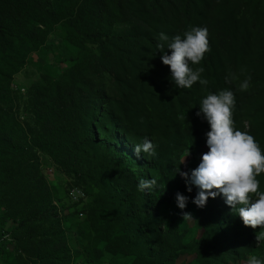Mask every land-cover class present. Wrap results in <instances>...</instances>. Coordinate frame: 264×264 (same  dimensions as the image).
Wrapping results in <instances>:
<instances>
[{
    "label": "trees",
    "instance_id": "1",
    "mask_svg": "<svg viewBox=\"0 0 264 264\" xmlns=\"http://www.w3.org/2000/svg\"><path fill=\"white\" fill-rule=\"evenodd\" d=\"M123 2L0 0V81L10 79L19 72L28 55L45 45L55 26L61 25L65 29L66 42L76 49L77 57L73 65L58 78L39 83L30 89L28 104L34 117V129L31 131L29 128V131L34 148L43 152L68 176L76 178L78 184H91L92 191H95L91 205L95 217L90 225L91 247L97 248L104 244L102 254L130 259L128 264H175L185 252L196 255L193 264H220L227 254L244 257V252H254V229L245 226L231 206L225 205L219 198L220 195L209 197L206 208L196 211L195 223L203 229V233L198 240L190 243H184L176 225L165 223L164 216L158 212L159 204L171 201L177 192L188 193L184 179L176 171L181 166L164 165L162 161H166L175 151L181 152L192 141L199 148L200 142L193 140L196 130L179 132L177 129L165 128L151 139L155 154L148 156L141 153L137 156L146 163L149 170H159V177L155 178L157 185L150 193L137 190L138 180L149 177L142 173L138 177L133 176L115 151L113 141L116 140V132L108 133V129L100 123L108 121L117 125L118 133L127 136V145L129 141L132 145L141 143L149 136L134 134L123 124L129 113L127 102L120 100L118 103L123 116H117L112 109L102 112L108 100L95 86L93 76H89L86 66L89 58L104 60L107 49L126 42L127 36L112 32L116 25L127 18ZM193 2L185 0V17L191 27L199 26L192 16ZM89 44L98 45L99 54ZM201 63L203 76L208 81H214L215 89H227L235 94L234 84L222 79L219 74L209 39L208 50ZM154 73L147 66L138 71V76L142 81H150L149 76ZM198 87L197 81L187 88L191 91L188 94L184 88L177 89L174 101H170L167 107L173 115L177 111H186V114L192 115L193 120H198L201 128L209 130L206 120L197 119L196 108L200 100L195 96L194 89ZM122 99L125 100L124 96ZM238 109L239 105L235 102L232 113H237ZM235 118L232 115V119ZM263 131L264 127L255 123L252 135L259 146ZM17 132L26 135L19 123H10L0 117V149L7 156L14 154L20 162L17 168L13 165L12 168H0V174L3 175L1 184L15 181L23 166L22 159L26 169L33 171L30 180L42 181L43 177L35 169L36 166L31 165L28 159L25 160L29 149L25 144L27 139L19 141ZM130 155L132 161L138 160ZM256 178L260 182L259 188L264 189V172ZM160 184H165L166 188L162 198L155 195ZM8 222L16 224L19 229L33 222L54 229L55 232H48L38 238L41 250L33 257L40 264H65L63 257L68 254L65 233L60 229L56 208L50 198L41 200L36 212L27 218L3 216V229ZM231 242L235 244V250L231 249ZM90 245L86 250V264H96L98 258L90 255ZM258 250L264 252L260 246Z\"/></svg>",
    "mask_w": 264,
    "mask_h": 264
},
{
    "label": "rangeland",
    "instance_id": "2",
    "mask_svg": "<svg viewBox=\"0 0 264 264\" xmlns=\"http://www.w3.org/2000/svg\"><path fill=\"white\" fill-rule=\"evenodd\" d=\"M123 6L127 18L123 23L116 25L112 32L115 35L127 36L126 42L119 43L116 48L112 46L107 49L104 60L89 58L86 61L89 76H93L95 86L108 100L103 105L102 112L112 109L117 116H123L118 103L120 100L127 102L129 113L123 124L134 134L149 135L150 140L165 128L177 129L179 132L196 130L193 140L200 142L199 148L192 141L181 152L175 151L166 161H162L164 165L179 164L180 170L187 172L195 168L201 154L208 151L204 135L208 130L201 128L198 120H193L192 115L186 114V111H177L174 115L170 113L167 106L170 101H174L177 88L170 80L169 67L162 63L160 56L170 53L171 50L165 48L166 41H158V34L161 32L171 40V37L177 34L183 38V32L191 27L185 17V0H124ZM191 8L195 22L207 28V37L212 43L214 61L220 76L234 84L233 95L239 109L237 113H232L237 121L233 120V126L252 135L255 123L264 127V0H194ZM66 36L61 25L55 26L45 45L28 55L19 72L10 79L3 78L4 80L0 81V117L10 123H19L26 133H16L19 135V141L27 139L25 144L29 146L25 160L28 159L31 165L36 166L35 169L43 177L42 181H31L33 171L26 169L24 159L23 166L20 167L22 170L20 169L15 181L1 184L3 175L0 174V264H40L39 260L33 257L41 250L38 238L55 230L39 222L28 223V227L22 229L8 222L3 229V216L27 218L36 212L41 200L48 198L56 208L60 229L65 233L68 248V254L63 257L65 264H86V250L91 244V220L95 221L91 209L95 191H92L91 184H78L76 178L68 176L43 152L34 148L29 131V128L31 131L34 129V117L28 104L30 89L39 83L58 78L73 65V60L77 57L78 52L72 44L66 42ZM157 42L164 47L158 49ZM97 46L89 44L96 54ZM201 61L190 67L201 68ZM147 66L155 73L149 76L150 81H142L138 71ZM200 77L205 79L207 84L201 86L198 81L199 87L194 91L199 100L210 92L218 91L213 86L214 81H208L202 72ZM245 78L249 79V87L242 91L239 89V83ZM185 91L187 94L191 92L190 89ZM198 110L199 107L196 108V111ZM100 123L108 129V133L116 132V140L113 141L115 151L122 157L133 176L138 177L142 173L149 179L159 177V170H149L146 163L137 157L130 141L127 145V136L118 133L117 125L108 121ZM260 149L264 153V131ZM1 150V170L3 166L5 169L12 168L11 165L17 168L20 162L14 154L7 156ZM127 152L138 160L132 161ZM182 157L184 161L180 163ZM157 165L160 169V165ZM49 167L53 168L50 173ZM73 189L81 190L85 200L73 203ZM164 189L165 184H160L155 195L162 198ZM195 194V186L191 192L182 194L188 197L183 210L177 207L175 196L171 201L160 203L158 206V212L164 216L165 223L172 222L176 225L184 243L198 240L203 233V229L195 223V213L198 209L206 208L207 203L203 207H197L192 203ZM219 198L224 202L221 195ZM182 212L189 213L191 219L184 221ZM257 231L259 226L253 230L252 235L254 252H244V257L227 254L220 264H245L249 254H255L264 260V252L258 250L259 246L264 250V241L256 242ZM230 246L235 250L233 242ZM103 248L104 244L98 245L97 248L90 245V255L98 258L96 264L130 262V259L102 254ZM195 257L192 252L182 253L175 264H193Z\"/></svg>",
    "mask_w": 264,
    "mask_h": 264
},
{
    "label": "clouds",
    "instance_id": "3",
    "mask_svg": "<svg viewBox=\"0 0 264 264\" xmlns=\"http://www.w3.org/2000/svg\"><path fill=\"white\" fill-rule=\"evenodd\" d=\"M207 34V28L203 26L190 27L183 32V38L177 34L169 40L165 33L158 34V41H166L165 48L171 50L162 54L160 60L169 67L170 80L175 88L187 89L197 81L201 86L207 84L200 77L202 69L190 67L198 64L208 50ZM156 47L160 49L164 45L157 42ZM248 87V78L239 83L242 91ZM234 104L233 92L227 89L202 97L196 115L202 116L209 125V130L204 133L208 151L201 154L195 168L187 172L177 168L176 171L184 179L188 192L192 191V186L196 187L192 203L203 207L209 197L221 195L245 226L253 229L259 226V231L255 233V240L259 243L264 241V189L259 188L260 182L256 177L264 172V153L251 134L234 128ZM133 151L137 156L141 153L148 156L155 154L154 145L147 137L141 143L133 144ZM184 157L180 163H183ZM156 185L154 177L140 178L136 187L138 191L151 193ZM187 201V196L179 192L175 194L179 209L183 210ZM181 214L184 221L191 219L189 213ZM245 264H264V260L249 254Z\"/></svg>",
    "mask_w": 264,
    "mask_h": 264
},
{
    "label": "built area",
    "instance_id": "4",
    "mask_svg": "<svg viewBox=\"0 0 264 264\" xmlns=\"http://www.w3.org/2000/svg\"><path fill=\"white\" fill-rule=\"evenodd\" d=\"M52 171H53V168L52 167H49L48 173H50ZM71 193H72V201H73V203L79 202L81 199L82 200H85L84 193L81 190H79V189H73L71 191Z\"/></svg>",
    "mask_w": 264,
    "mask_h": 264
}]
</instances>
